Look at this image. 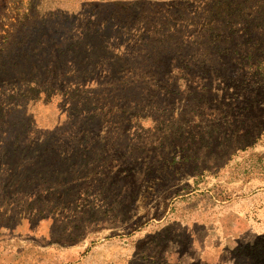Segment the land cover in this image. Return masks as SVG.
Masks as SVG:
<instances>
[{"label":"rangeland","instance_id":"1","mask_svg":"<svg viewBox=\"0 0 264 264\" xmlns=\"http://www.w3.org/2000/svg\"><path fill=\"white\" fill-rule=\"evenodd\" d=\"M0 264H264V0H0Z\"/></svg>","mask_w":264,"mask_h":264}]
</instances>
